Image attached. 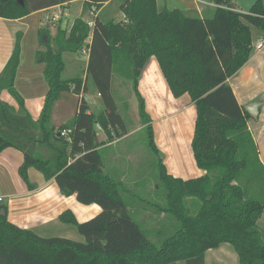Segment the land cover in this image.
Instances as JSON below:
<instances>
[{"label":"trees","instance_id":"trees-1","mask_svg":"<svg viewBox=\"0 0 264 264\" xmlns=\"http://www.w3.org/2000/svg\"><path fill=\"white\" fill-rule=\"evenodd\" d=\"M72 0H0V18L17 20ZM82 14L94 15L93 26L76 18L66 31L48 26L37 31L34 62L44 65L48 91L36 120L14 88L20 58V33L13 53L0 74V93L8 92L16 108L0 99V153L20 151L21 180L32 188L28 170L54 180L64 197L82 205L96 204L101 213L78 223L69 211L59 220L72 225L83 238H42L7 220L0 206V264H204L205 252L229 244L238 264H264V233L257 222L264 214V167L248 130L250 116L227 83L249 60L251 28L264 34L263 0H253L245 14L232 0H211L210 14L157 10L156 0H121L123 19L107 18L103 6L113 0H82ZM88 52L85 78H65L66 54ZM154 57L176 99L187 94L196 110L191 150L204 175L183 180L168 174L154 143L152 120L139 93L141 71ZM115 75L130 82L137 99L147 147L156 157L159 196L163 203L144 210L163 215L160 246L151 243L132 218L133 197L127 183L104 171L105 143L127 134L111 94ZM117 83V82H116ZM95 91L102 108L91 111L83 96ZM64 93L81 95L74 117L59 127L51 124L53 104ZM65 132V135L62 133ZM161 230V231H160Z\"/></svg>","mask_w":264,"mask_h":264},{"label":"crops","instance_id":"crops-1","mask_svg":"<svg viewBox=\"0 0 264 264\" xmlns=\"http://www.w3.org/2000/svg\"><path fill=\"white\" fill-rule=\"evenodd\" d=\"M232 2L235 10L243 14L247 13L253 4L251 1L244 3L240 0L237 2L232 0ZM111 3L113 2L105 4L103 9L108 8ZM73 4L80 5L78 10V13H81L80 17L86 14H82L83 1L72 0L63 5L31 13L22 19L7 20L0 18V74L13 53L17 34L20 33V58L14 79V88L23 98L25 108L33 120L38 118L48 91V85L43 74L44 65L34 62V53L38 47L37 31L44 26L49 27L52 36H54L57 27L68 31L73 22L70 24L68 21L63 23V18H67V11ZM156 6L158 11L177 9L195 11L199 15L210 14L214 7L211 0H156ZM99 12H96L95 16ZM105 16L107 18L114 17L113 15ZM252 29L254 28H251L252 52L250 58L234 76L227 80V83L240 106L244 107L253 102L260 104L257 118L250 117L247 126L256 144L258 158L264 167V48L260 51L254 48L259 39L264 38V34L256 29L253 33ZM80 60L83 61L81 75L85 78L88 52L81 53L77 58L72 57L71 59L74 64ZM66 70H68V64L65 61L63 76ZM74 71L75 69L72 67L70 72ZM64 77L72 78L75 76ZM138 90L145 101V109L152 120V127L155 128L153 130L154 143L163 155V163L168 174L183 180L203 176L205 173L195 165L191 150L196 110L190 97L187 94L176 99L172 96L154 57L148 60L141 71ZM95 94L98 95L96 92ZM64 95L67 94H62L52 107L51 124L54 123L52 124L54 127L64 124L77 112L81 95L71 94L70 98H73L74 95L77 99L73 104L70 99L63 97ZM83 98L90 106L85 95ZM0 99L16 108L15 101L6 90L0 93ZM64 113L65 116H62ZM55 118H58L59 124L55 125ZM98 131L101 130L97 129L98 141L105 143L100 148L103 152L104 164L106 158L111 157L108 150L133 134V131H127V134L122 138L106 142L105 134L103 133L104 137H99L101 133L99 134ZM112 160L117 162L116 155ZM22 162L23 155L16 149L7 148L0 153V196L3 197L0 206L6 208L7 220L42 238H64L83 242V238L81 239L82 236L78 234L77 229L72 225L62 223L59 216L63 212L69 211L78 223H84L99 215L101 208L96 204L82 205L77 202L75 196H62L54 180L46 181L42 174L33 168L28 170V178L32 186V188H28L18 174ZM104 171H107L105 167ZM120 179L124 181V174ZM260 221L264 223V214L257 224ZM204 264H238L237 255L231 245L221 244L218 248L205 252Z\"/></svg>","mask_w":264,"mask_h":264},{"label":"rangeland","instance_id":"rangeland-1","mask_svg":"<svg viewBox=\"0 0 264 264\" xmlns=\"http://www.w3.org/2000/svg\"><path fill=\"white\" fill-rule=\"evenodd\" d=\"M120 1L121 0H113V3H111L108 8H104L101 13L107 16L113 15L118 20L123 19V16L120 15L118 11ZM234 1L237 2V0ZM240 1L244 3H248V1L253 2V0ZM79 7V4H73L67 11V18H63V23L68 21L70 24L76 19V17H80L81 13H78ZM94 15V11H88L82 16V19L88 22L94 18ZM87 16L88 19H86ZM252 30L253 33H255L254 29ZM77 56L78 55L75 54H66L64 59L68 64V70H66L64 76H76L82 74L83 68L81 65L83 61L80 60L77 64H74L71 61L72 57L77 58ZM72 67L75 69L74 72H70V70L72 71ZM65 94L67 95H64L63 97L70 99L72 104L76 102L77 99L74 95L72 96L73 98H70L72 93ZM111 94L117 106V111L125 123L126 130L133 131V134L125 141L108 150V154H110L111 157L106 158L104 167L107 171L105 172L109 173L113 178H120L124 174V182L128 184L129 189L133 194V197L127 195L128 197L126 198L130 206V214L142 227L148 240L154 245L160 246L166 239V234L157 233L160 224L164 223L162 222L163 220H161L163 215H158L156 210L142 209L149 204H155L157 202L163 203L164 201V196H159L156 157L147 147L146 133L140 122L137 99L132 91L131 83L120 80L113 75L111 80ZM85 97L90 102L92 111H97L102 108L101 100L94 91L85 94ZM62 116H65V113ZM58 121V118H55V125L59 124ZM98 133H101L99 137H104L102 131H98ZM115 155L117 162L112 160ZM257 227L264 233V223L262 221L257 224Z\"/></svg>","mask_w":264,"mask_h":264},{"label":"water","instance_id":"water-1","mask_svg":"<svg viewBox=\"0 0 264 264\" xmlns=\"http://www.w3.org/2000/svg\"><path fill=\"white\" fill-rule=\"evenodd\" d=\"M20 3H21V0H18ZM260 104L257 103V102H253V103H250L248 105H245L243 107V109L245 110V112H247V114L253 118V119H256L257 116H258V108H259ZM1 215H6L5 211L2 210L1 211Z\"/></svg>","mask_w":264,"mask_h":264},{"label":"built area","instance_id":"built-area-1","mask_svg":"<svg viewBox=\"0 0 264 264\" xmlns=\"http://www.w3.org/2000/svg\"><path fill=\"white\" fill-rule=\"evenodd\" d=\"M88 26L90 28H92V26H93V21L92 20L88 21ZM254 48L257 51L262 50L264 48V38H260L259 41H258V43L254 46ZM84 52H87V51L83 50L82 53H84ZM62 135H65V132L62 133ZM2 202H3V197L0 196V203H2Z\"/></svg>","mask_w":264,"mask_h":264}]
</instances>
